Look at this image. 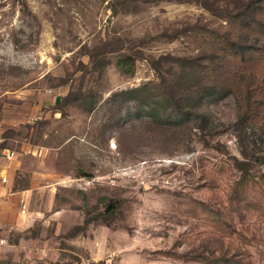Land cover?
I'll use <instances>...</instances> for the list:
<instances>
[{"label": "rangeland", "instance_id": "374dc122", "mask_svg": "<svg viewBox=\"0 0 264 264\" xmlns=\"http://www.w3.org/2000/svg\"><path fill=\"white\" fill-rule=\"evenodd\" d=\"M223 25L195 2L0 0V174L13 191L34 184L32 209L64 211L62 225L52 221L63 261L213 264L200 261L228 231L214 214L229 210L233 158L245 157L235 102L204 107L206 133L184 139L170 128L178 116L160 75L173 82L176 59L197 55L200 37ZM247 198L264 209L258 189ZM262 209L236 217L231 249L252 264H264Z\"/></svg>", "mask_w": 264, "mask_h": 264}, {"label": "trees", "instance_id": "16d2710c", "mask_svg": "<svg viewBox=\"0 0 264 264\" xmlns=\"http://www.w3.org/2000/svg\"><path fill=\"white\" fill-rule=\"evenodd\" d=\"M177 1L195 2L224 20L226 25L200 37L201 45L197 55L176 59L180 71L173 82L160 75L167 96L165 104L171 110L169 115L176 113L178 116L169 119L178 121L170 128L181 132L179 136L184 139H191L195 128L205 134L209 114L203 108L231 97L237 110L233 127L242 143V155L245 156L242 160L233 158L234 166L240 174L228 192L229 210L225 213L217 210L214 214L215 222L225 226L228 231L221 237L216 235V243L209 251L214 258H205L200 262L252 264L249 252L233 250L231 246L233 241L238 240L235 237L236 217L241 219L248 212H261L263 207L260 203H250L247 198L248 191L252 189H258L264 198V174L254 173V165L246 157L250 152L258 164L262 165L264 161V0ZM120 62L124 63L125 59ZM143 89L151 91L157 87L147 85ZM139 93V90H134L122 95ZM148 107L145 116L158 121V107ZM256 135H259V140L255 139ZM115 209L116 206L107 212L114 213ZM260 216H264V213H260ZM238 236L240 240L247 238L241 234ZM252 241L257 240L254 238Z\"/></svg>", "mask_w": 264, "mask_h": 264}, {"label": "crops", "instance_id": "0c3cea01", "mask_svg": "<svg viewBox=\"0 0 264 264\" xmlns=\"http://www.w3.org/2000/svg\"><path fill=\"white\" fill-rule=\"evenodd\" d=\"M5 171L0 174V184L5 189L0 199V239L5 241L0 251V264H70L63 261L64 250L58 247L57 236L52 235V221L54 226L57 223L56 229L62 225L66 218L64 211L52 214L32 209L29 198L35 191L34 184L26 190L13 191L12 181ZM8 189L12 190L10 194ZM21 199L26 202V214L21 212Z\"/></svg>", "mask_w": 264, "mask_h": 264}, {"label": "built area", "instance_id": "2783aa9c", "mask_svg": "<svg viewBox=\"0 0 264 264\" xmlns=\"http://www.w3.org/2000/svg\"><path fill=\"white\" fill-rule=\"evenodd\" d=\"M14 156H15V154L14 153H10V152H8L6 155H5V157L7 158V159H12V158H14ZM4 195H5V189H4V186L2 185V184H0V199L1 198H3L4 197ZM20 204H21V208H22V214H26V212H27V205H26V202H25V200H23V199H21L20 200ZM4 244H5V241L3 240V239H0V251H1V249L3 248V246H4Z\"/></svg>", "mask_w": 264, "mask_h": 264}]
</instances>
